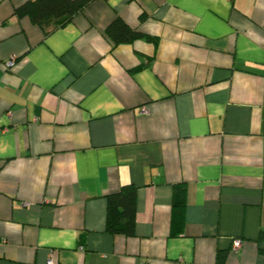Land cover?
Segmentation results:
<instances>
[{
    "label": "crops",
    "instance_id": "obj_1",
    "mask_svg": "<svg viewBox=\"0 0 264 264\" xmlns=\"http://www.w3.org/2000/svg\"><path fill=\"white\" fill-rule=\"evenodd\" d=\"M25 1L0 0V264H264V0H92L47 35Z\"/></svg>",
    "mask_w": 264,
    "mask_h": 264
},
{
    "label": "trees",
    "instance_id": "obj_2",
    "mask_svg": "<svg viewBox=\"0 0 264 264\" xmlns=\"http://www.w3.org/2000/svg\"><path fill=\"white\" fill-rule=\"evenodd\" d=\"M92 0H26L17 5L13 15L18 18L28 17L30 21L41 28L44 35L57 29L81 12ZM50 26V30H48ZM106 35L114 44L132 42L143 37L138 30L130 27L123 19L116 17L105 29ZM176 188V186H175ZM181 188H176L173 208L180 211L183 201ZM136 188L126 184L107 198L106 230L111 233L131 235L134 226ZM180 200V201H179Z\"/></svg>",
    "mask_w": 264,
    "mask_h": 264
},
{
    "label": "built area",
    "instance_id": "obj_3",
    "mask_svg": "<svg viewBox=\"0 0 264 264\" xmlns=\"http://www.w3.org/2000/svg\"><path fill=\"white\" fill-rule=\"evenodd\" d=\"M14 62H15L14 61V58H11L10 60H8L6 62L5 65H6V67H10V66H12L14 64ZM142 112L145 113L146 112V108H143L142 109ZM240 245H241L240 240H234V242H233V249L239 248ZM47 264H54V261L51 258H49Z\"/></svg>",
    "mask_w": 264,
    "mask_h": 264
}]
</instances>
